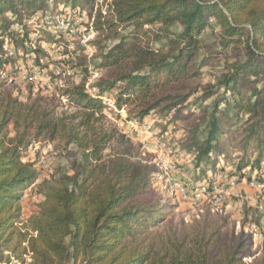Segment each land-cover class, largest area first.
<instances>
[{"label":"trees","instance_id":"16d2710c","mask_svg":"<svg viewBox=\"0 0 264 264\" xmlns=\"http://www.w3.org/2000/svg\"><path fill=\"white\" fill-rule=\"evenodd\" d=\"M91 1L0 0V69L9 61L7 43L16 57L20 50L41 66L45 52L30 44L25 18L49 5L76 7ZM105 3L106 13L96 10L91 24L96 36L90 44L98 60L91 70L82 68L79 82L49 94L39 89L22 100L0 79V262L15 258L23 264L28 255V264H242L247 242L240 237L225 241L219 226L209 230L208 224L197 223L188 234L172 231L151 243L138 242L137 229L161 214L150 204L148 189L155 182L137 162L123 156L103 159L118 134L107 120L102 95L116 92L114 106L126 109L129 123L153 121L148 118L155 112L159 120L150 127L165 131L163 120H174L190 96L198 94L201 122L191 132L195 166L209 162L224 123L241 115L246 116L244 141L264 146V0ZM207 28L233 54L214 82L192 84L203 65L195 59ZM93 71L105 72L90 85L92 93L86 77ZM64 107L69 110L61 111ZM41 140L64 150L73 146L79 156L70 171L59 168L39 183L37 211L20 228V191L39 176L35 163L25 158L31 143ZM245 165L236 170L241 173ZM255 178L260 180V173ZM203 179L191 178L193 183Z\"/></svg>","mask_w":264,"mask_h":264},{"label":"rangeland","instance_id":"374dc122","mask_svg":"<svg viewBox=\"0 0 264 264\" xmlns=\"http://www.w3.org/2000/svg\"><path fill=\"white\" fill-rule=\"evenodd\" d=\"M105 5V0L80 2L76 7L54 4L30 18H25L30 44L33 47L40 46L45 55H41V66L38 67L28 58L29 54L23 55L19 50L16 57L12 45L7 43L4 56L9 61L0 69V79L4 81L5 89L24 100L29 93L34 94L39 89L49 94L59 92L60 88H66L73 82H79L83 78L82 68L91 70L98 60V51L90 44L96 36L91 25L92 16L98 9L105 14ZM14 27L18 28L16 25ZM124 33L122 31L120 34ZM200 38L203 48L195 60L203 65L199 75L190 81L192 84L214 82L215 77L223 71L225 59L233 54L230 48L223 49L220 46L209 28L201 33ZM30 55L33 58L34 55ZM81 62L84 64L82 67L78 66ZM104 72L93 71L86 77L89 92H95L90 85L103 76ZM197 95L190 96L174 120L171 117L163 120L164 123L161 124L166 122L165 132L153 126L150 129L147 126H138L136 122L132 125L129 123L131 120L127 119L126 109H116L114 106L116 92L103 94L102 99L107 105V120L115 126L118 134L102 153L103 159L123 156L130 162H137L146 168L150 180L152 178L155 182L148 189L150 204H156V209H160L161 214L153 219L148 218L137 229L138 242L151 243V239L157 235L164 236L172 231L188 234L197 223L208 224L209 230L219 226L221 236L227 242L239 237V240L247 242L246 253L241 258L242 264H263L264 188L253 189L243 185L236 189L226 203L214 205L204 195L199 198L192 196V185L187 187L188 197H182L176 186H173L174 182L181 179V174L191 182V178L204 177L202 184L213 174H222L226 179L234 177L240 173L236 166L245 162L242 172H251L253 177L257 173L264 174V146L257 140L252 139L248 143L244 141L243 123L246 116L243 115L240 120H232V125L224 123L218 151L209 155L208 163L204 164L202 161L199 166H195L196 150L191 145V132L201 122L202 116L200 108L197 107ZM211 100L202 102L201 106L209 104ZM66 110L69 108L61 109ZM155 114H150L148 119L153 121L149 120L147 125L151 126L154 121L156 124V119L159 120ZM262 136L264 139V134ZM78 156L79 152L73 146L64 150L59 144L45 140L31 143L25 160L35 163L39 176L29 187L20 191L22 215L16 226L22 228L29 216L37 211L42 189L39 183L59 168L70 171L72 161ZM194 182L199 184L201 181ZM28 261L29 256L26 255L23 264H28ZM0 264L22 263L11 258L9 262Z\"/></svg>","mask_w":264,"mask_h":264},{"label":"built area","instance_id":"2783aa9c","mask_svg":"<svg viewBox=\"0 0 264 264\" xmlns=\"http://www.w3.org/2000/svg\"><path fill=\"white\" fill-rule=\"evenodd\" d=\"M11 53V52H10ZM132 125L134 123H131ZM138 126H147L150 129V126L143 122ZM181 179L178 182H174L173 186L179 192L182 197H188L189 192L187 187L192 185L194 188V194L192 196L201 197L200 195L206 196L214 205H222L226 203L236 189L241 186H248L253 189H261L264 188V174L260 175V180L252 177V179H248L245 175V172H241L238 175L230 178H223L222 174L214 175L208 177L207 181L202 184H195L193 182L187 181V178L184 174H181Z\"/></svg>","mask_w":264,"mask_h":264}]
</instances>
